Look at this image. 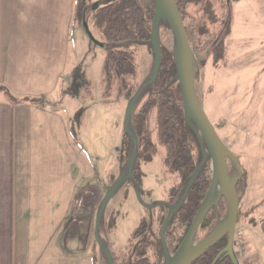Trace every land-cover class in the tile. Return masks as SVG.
Wrapping results in <instances>:
<instances>
[{
    "label": "crops",
    "instance_id": "obj_1",
    "mask_svg": "<svg viewBox=\"0 0 264 264\" xmlns=\"http://www.w3.org/2000/svg\"><path fill=\"white\" fill-rule=\"evenodd\" d=\"M80 3L0 0V264H63L70 246L104 236L77 205L108 188L81 161L77 109L59 101L78 62ZM241 229L248 261L264 264L261 227Z\"/></svg>",
    "mask_w": 264,
    "mask_h": 264
},
{
    "label": "rangeland",
    "instance_id": "obj_2",
    "mask_svg": "<svg viewBox=\"0 0 264 264\" xmlns=\"http://www.w3.org/2000/svg\"><path fill=\"white\" fill-rule=\"evenodd\" d=\"M88 1L98 3L103 0ZM197 11L194 6L187 8L189 21L200 17ZM209 31L216 29L209 25ZM79 34L74 32L78 38L75 48L79 51L76 68L85 75L89 86H81L82 79L72 77L61 88L59 101L65 111L72 107L77 109L73 123L80 128L77 145L89 177H96L99 183L105 180L106 188L113 191L104 215L116 216L111 242L113 251L120 253L139 226L145 206L164 202L178 176L166 171L165 150L158 147L154 159L142 164L143 187L139 190L131 184L128 173L133 168L134 152H127L125 148L128 135L125 117L129 104L124 98L117 99L116 92L110 97L104 94L102 70L106 52L103 47L92 44L82 25ZM160 38L167 51L176 49L172 33L164 31ZM197 58L200 66L196 83L198 99L236 160L228 164L229 181H235L241 175V169L248 182L241 202L243 219L237 229L240 231L243 227L250 234L252 223L258 224L264 219V0H235L232 32L225 42V54L220 58L217 55L216 59L210 56V51L199 46ZM138 62L139 82L142 83L154 74L155 55L150 49L141 48ZM69 96L72 98H67ZM153 138L157 142L156 135ZM207 154L209 156V152ZM105 194V188H98L89 199H82L75 205L80 210L89 208L91 215L88 217L96 218L97 224ZM250 210L254 212L247 216ZM70 249L74 253L68 257L65 251L63 264H112L111 246L99 233L94 246L88 242L85 249L74 246ZM172 257L167 253V259Z\"/></svg>",
    "mask_w": 264,
    "mask_h": 264
},
{
    "label": "trees",
    "instance_id": "obj_3",
    "mask_svg": "<svg viewBox=\"0 0 264 264\" xmlns=\"http://www.w3.org/2000/svg\"><path fill=\"white\" fill-rule=\"evenodd\" d=\"M192 48L195 89L200 77L197 53L199 46L210 51V56L225 54V42L231 35L234 21L235 0H176ZM189 6L198 9V19L188 20ZM155 0H103L96 6L93 1L81 0L78 20L103 44L106 52L103 66L104 94L110 97L116 92L117 99L124 98L128 104L134 100L135 107L128 125L125 143L127 152H134V164L128 177L136 189L143 187L142 164L152 161L158 147L165 150V166L168 173L178 176L167 198L160 204L144 208V216L132 233L128 246L113 251L111 236L116 228L115 214L102 215L101 229L111 246L113 264H165L167 253L175 256L184 240L212 182V169L207 146L198 134L193 120L186 114L178 82L175 49L167 51L160 42L164 31L172 33L166 20H161L158 39L162 61L158 76L139 82V51L150 49L155 55L152 42V21ZM188 21H187V20ZM209 25L216 29L209 31ZM173 34V33H172ZM205 39V40H204ZM93 44V43H92ZM95 45V44H94ZM217 59V58H216ZM82 79L81 86L88 88L89 82L79 68L73 77ZM197 90V89H196ZM216 129V127H215ZM156 135V141H154ZM136 146H135V143ZM227 163L232 160L227 158ZM236 183L239 200V222L242 221V196L248 189V182L241 170ZM113 179V177H112ZM178 209L171 215L172 210ZM254 211H249L247 216ZM228 214V206L221 200L204 217L195 236V244L206 239ZM171 215V217H170ZM254 215V214H253ZM166 226L164 239L162 230ZM251 224V222L249 223ZM264 232V219L258 224ZM245 240V238H244ZM227 237L221 239L193 264H233L224 253ZM247 248V246H246ZM234 254L238 250L234 245ZM247 258V256H246ZM238 260V259H237Z\"/></svg>",
    "mask_w": 264,
    "mask_h": 264
},
{
    "label": "water",
    "instance_id": "obj_4",
    "mask_svg": "<svg viewBox=\"0 0 264 264\" xmlns=\"http://www.w3.org/2000/svg\"><path fill=\"white\" fill-rule=\"evenodd\" d=\"M95 5L97 6L98 3H95ZM163 19L169 23L176 42V70L186 114L193 120L197 127L198 134L203 138L209 152L212 166L211 187L204 201L202 202L184 240L182 241L177 254L171 259L166 258L165 264H193L225 237H227L228 242L223 252L227 253L231 257L233 264H239L234 254L235 233L239 223L240 211L239 200L236 194V183L238 178L233 182L229 181L227 158L231 159L233 162L236 160L223 144L214 125L207 117L205 111L202 108L201 102L198 99L194 82L192 48L176 0H155V11L152 21V42L155 52V64L154 74L151 77V80H154L158 76L162 61L158 33L160 22ZM83 27L90 41L97 46L103 47V44L96 40L90 31L88 24L84 22ZM134 107L135 101L133 100L128 106L126 112L125 121L127 126L130 123ZM129 174L130 172L128 175ZM215 186L218 189L217 197L211 201L210 194ZM112 197L113 191L111 188H109L107 189V193L101 204L100 218L98 220L97 226H99L101 217L105 213V208ZM221 200H224L228 206L227 217L219 223L216 229L206 239H204L199 244H195V236L204 217L208 211ZM179 206L180 204H178L172 210L171 215L178 209ZM167 224L168 221L165 223L162 230V239H164Z\"/></svg>",
    "mask_w": 264,
    "mask_h": 264
},
{
    "label": "built area",
    "instance_id": "obj_5",
    "mask_svg": "<svg viewBox=\"0 0 264 264\" xmlns=\"http://www.w3.org/2000/svg\"><path fill=\"white\" fill-rule=\"evenodd\" d=\"M244 237H245L244 231L242 230L236 231L235 245L237 246V250H238V259L240 261V264H251L246 258L247 248H246Z\"/></svg>",
    "mask_w": 264,
    "mask_h": 264
},
{
    "label": "bare ground",
    "instance_id": "obj_6",
    "mask_svg": "<svg viewBox=\"0 0 264 264\" xmlns=\"http://www.w3.org/2000/svg\"><path fill=\"white\" fill-rule=\"evenodd\" d=\"M217 193H218V189L217 187L215 186L212 191H211V194H210V199L211 201L214 200L216 197H217Z\"/></svg>",
    "mask_w": 264,
    "mask_h": 264
},
{
    "label": "flooded vegetation",
    "instance_id": "obj_7",
    "mask_svg": "<svg viewBox=\"0 0 264 264\" xmlns=\"http://www.w3.org/2000/svg\"><path fill=\"white\" fill-rule=\"evenodd\" d=\"M146 207V206H145Z\"/></svg>",
    "mask_w": 264,
    "mask_h": 264
}]
</instances>
